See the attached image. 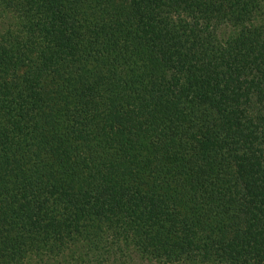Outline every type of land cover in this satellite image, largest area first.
Instances as JSON below:
<instances>
[{"label": "trees", "instance_id": "16d2710c", "mask_svg": "<svg viewBox=\"0 0 264 264\" xmlns=\"http://www.w3.org/2000/svg\"><path fill=\"white\" fill-rule=\"evenodd\" d=\"M264 264V0H0V264Z\"/></svg>", "mask_w": 264, "mask_h": 264}, {"label": "rangeland", "instance_id": "374dc122", "mask_svg": "<svg viewBox=\"0 0 264 264\" xmlns=\"http://www.w3.org/2000/svg\"><path fill=\"white\" fill-rule=\"evenodd\" d=\"M141 264H159V263H156V262L148 263V262L144 261ZM175 264H187V263H175ZM190 264H193V263H190Z\"/></svg>", "mask_w": 264, "mask_h": 264}]
</instances>
